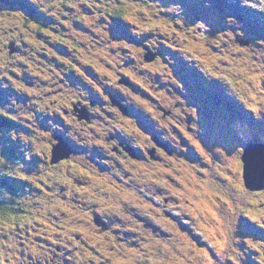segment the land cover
Masks as SVG:
<instances>
[{
  "label": "rangeland",
  "instance_id": "374dc122",
  "mask_svg": "<svg viewBox=\"0 0 264 264\" xmlns=\"http://www.w3.org/2000/svg\"><path fill=\"white\" fill-rule=\"evenodd\" d=\"M12 1L18 2V0ZM31 1L41 6L38 12L42 14L49 9L48 22L39 33L37 28L43 19L41 15L37 18L27 15V21L24 18V11L20 9L18 13L13 11L17 5L11 3V0H0V72L8 84L4 87L5 85L1 83L0 89L1 92L10 95L5 104H0V111L18 118L23 123L19 125L23 127L19 131L16 127L1 131L8 132V138L12 137V139H8L7 143L0 140V149L4 144L11 145L19 154L15 161L22 162L24 165L23 168H14L8 173L17 178H20L22 174L27 176L23 179L25 187L18 191L27 192L24 200L27 198L31 200L23 204L26 212L33 211L36 215L33 217V222H38L33 225L39 229L38 235H43L42 228H45L48 222L58 226L70 223L74 225L71 228L77 232L83 231L85 234L83 238L90 236V243L96 247L99 238H104L106 243L100 247V251L104 259L110 260L105 264H138V257L148 259V262L143 260L144 264H264V209L257 214L261 218H253L252 225L250 224L248 229L240 226L246 218L243 203L239 202L248 195V191L241 187L242 170L240 172L238 163L235 162L239 159L240 142L233 139L236 134L234 130L230 129L229 134L223 131V135H217L214 138L219 151L217 155L213 152L208 154V160H205L206 166L198 167L199 172L191 171L187 167L189 162L186 159L175 160V158L165 159L167 161L165 164L168 166H159L151 171L143 168L138 180L148 181L150 175L154 176V179H150L152 183L146 186L138 185L136 181L128 180L126 176L111 178L102 173L101 170L108 166L105 161L106 156L111 155V152L107 149L106 156H101V151L90 145L91 142L100 144V141L91 138L80 139L81 142H77L79 147L77 154L69 163L55 168L48 167L46 171L44 163L50 158L52 149L48 141L56 130L49 127V122L41 117L40 112L45 111L47 105L55 106L54 100L58 99L64 101L66 106L68 105L66 107L68 112L72 109V104H68L63 85L60 84L63 80L62 73L65 71L63 68L72 62L77 68L84 65L95 67L92 62L95 61L99 66L98 71H106L113 76L123 75L122 66L118 70L113 71V69L125 63L126 54L124 58L112 59L110 66L102 62L106 60L107 55L116 53L117 50L112 44L99 46L101 57L92 55L95 49L88 41V31L93 28L92 21L96 25L92 33L93 41L99 44L104 40L105 35V32L101 31L102 14L96 13L102 0H69L73 4L72 8L64 4L65 0H56L48 7L45 6L48 0ZM107 1L110 4L116 2L115 0ZM144 1L148 3L147 0L128 1L134 16H140V9H143L144 14L146 12L153 20L156 18L153 13L161 10L160 17L179 18L188 15L191 29L181 32L183 28H186L182 20H179L181 23L178 24L181 29L174 21L159 20L154 24L143 22V25L150 30V40H146L149 33L144 34L139 40H130L126 34H120L119 36L124 38V42L120 44L123 51L126 53L134 51V58L137 61L139 59L143 61L145 46L165 52L173 46L182 47L187 51V56L200 57L206 66L211 67L223 78L227 86L229 81L234 82L235 92L242 95L247 107L251 109L258 107L264 110V0H259V3L256 0H158L165 3L164 8H157L156 1H150L143 7ZM168 5H171V8H167ZM211 11L218 18L216 23L207 17L198 18ZM36 15L34 12V16ZM116 33V29H112L110 36L113 37ZM14 38H17L16 42ZM209 40L213 41L209 43ZM229 42L234 52L229 50ZM12 43L16 44L17 49L16 53L9 57L8 45ZM215 49L219 51L218 54L213 52ZM141 52L142 57L139 56ZM160 61H156L154 65L145 66L148 68L145 72L149 70V74L154 76L162 74L163 64ZM68 75L72 76V74ZM92 75L96 76L97 73L91 72L89 78L93 77ZM80 76L84 79L82 74ZM127 78L133 82L131 77ZM152 78V76H146L148 81ZM82 79L75 81L78 82L77 88L83 85ZM143 81L144 79L141 80ZM157 82L155 77V85ZM178 93V85L164 77L159 81L152 99H169L174 104L179 99ZM133 96L140 97L139 94H133ZM76 98H79L78 92ZM52 103L54 104L51 105ZM32 111H38L39 115L37 119L29 123L26 117ZM206 120L210 126L216 124L211 117ZM261 120L264 122V112ZM124 123L131 133L135 132V127L132 128L128 120ZM169 129L172 128L169 127ZM177 132L167 129L165 131L169 139L172 137L178 139ZM188 139L196 143L202 154L208 153L206 144L202 143L203 138L200 141L195 140L190 133L180 136L177 144L181 146V143ZM0 162L2 169L11 166L1 158ZM182 162L186 166L178 165ZM40 171L53 176L52 191L50 189L47 191L45 177L37 174ZM30 174L36 175L28 176ZM232 174L234 180L238 177L240 186H235V182L228 177H232ZM104 178H109V182L103 181ZM171 178L176 179V182H173ZM74 179L86 183L85 188L73 182ZM4 180L9 182L6 178L0 181ZM111 183H115L116 186ZM60 188L66 192L57 198L55 194L60 191ZM162 189L167 192L170 190L168 193L172 196L178 195L177 198H185V202L176 209L162 198L164 193L162 197L158 195L159 198L146 200L145 196L149 191L158 194V191ZM45 194L48 203L42 209ZM119 195H123L126 199L137 198L136 204L146 208L143 219L135 218L132 214L127 218L133 225L130 228L136 229L139 233L137 236L140 240H133L140 244L141 255L133 253L128 247L129 240L125 225L123 232H119L118 235L122 236L120 237L122 239L125 238L127 244L121 242L119 236L116 238V233L111 229L113 226L111 205ZM75 200L84 204V212L82 210V213H75L74 208L77 206ZM97 202L99 204H96ZM121 202L119 201V205L122 204ZM256 203L255 210L259 212L261 201L258 200ZM14 208L17 209L18 206ZM191 213H193L191 219L183 218ZM168 214L171 216L168 217ZM22 217L23 215L18 216V218ZM76 217L78 220L82 217L86 218L87 223L76 227L78 225V221L74 220ZM196 217H201V221H198ZM98 220L104 226L97 225ZM11 227V221L0 223V236H6ZM99 227L105 230L100 231ZM54 229L51 227L48 231L53 233ZM30 231L33 232L32 229ZM10 233L11 231L8 235ZM107 237H110V240H107ZM14 240L5 242L0 240L2 263L10 261L9 264H19L30 256L29 251H31L33 254H44L42 260L40 259V263L44 264V260L47 258L49 260L57 251L55 247L54 250H49V247L39 249L33 246L28 251V248L25 249L19 244L22 243L19 237ZM14 252L18 261L13 259ZM35 263L39 264L37 261Z\"/></svg>",
  "mask_w": 264,
  "mask_h": 264
},
{
  "label": "flooded vegetation",
  "instance_id": "af4514ba",
  "mask_svg": "<svg viewBox=\"0 0 264 264\" xmlns=\"http://www.w3.org/2000/svg\"><path fill=\"white\" fill-rule=\"evenodd\" d=\"M134 67L135 65H130V68ZM93 73H97V75H92L93 77L91 78H89V75H84V79H82L80 74L75 69H72L73 76L78 80H83V86L76 89L68 84L64 87V93L66 94L68 104H72V109H70L69 112L66 110L68 105L66 106L65 102L62 100L55 101L56 105L53 107H50V105L47 106L48 114L55 116L58 124L59 122L65 121V119L68 120L67 126L61 123L60 127L62 133L67 138L66 141L68 145H70L73 150V154L68 160H63L53 165L50 162V158L47 159L44 163L46 171H48V167L55 168L64 163H69L76 155V142L80 139L86 140L87 138H91L100 141V144L98 142H91L90 145L94 147L98 146L97 148L100 151L106 148V150L108 149L111 152V155H108V159L106 160L108 166L106 169L101 170L102 173L109 175L111 178L126 176L128 180H132L133 182L137 181L143 168L146 171H151L153 165H158L162 162L164 153L168 147L169 139L159 133V128L157 127L160 126L163 121L174 120L170 115L161 113V110L158 108L159 105H157L155 101L149 103L147 98H134L132 95H126V98L131 101L126 102L116 96L114 97V92L119 85L116 77L106 71L96 70ZM136 75V73H133L134 77H136ZM120 77L124 78L126 76L120 75ZM77 92L79 98H76ZM113 100L127 110L125 115L118 107L113 106ZM53 104L54 103L51 105ZM80 109L88 113L90 123L78 121V113H76V111ZM144 114L148 115L150 120L149 124L145 127V123L142 121V116ZM96 118L99 120L104 119L97 122ZM132 119L137 121L138 127L142 132L140 135L136 134V129L134 133H128L123 127L124 121ZM7 122L6 124H8ZM188 124L190 126V122H188ZM132 125H134V123H132ZM153 127L157 129H153ZM62 136L63 135L52 133L48 143L52 144L55 138L64 140ZM124 146H129L136 155H131L129 152L125 151L123 148ZM149 151H153L154 160H151L149 157ZM103 181L109 182V178H104ZM73 182H76L81 188H84L86 184L76 179H74ZM111 184L116 186L115 183ZM140 184L143 185V182H140ZM62 190L63 189L60 188V194H62ZM97 198H99V196ZM136 199L137 198L134 197H128L126 199L123 195H119L116 200L114 199L115 201L111 205V210L114 213H118L133 205L138 206V204H136ZM258 200L261 201L259 205L263 208L264 192H250L242 202L246 207V211L251 215L255 214L256 202H258ZM119 201H122V204L119 205ZM128 213L129 211H127V214Z\"/></svg>",
  "mask_w": 264,
  "mask_h": 264
},
{
  "label": "water",
  "instance_id": "95a60500",
  "mask_svg": "<svg viewBox=\"0 0 264 264\" xmlns=\"http://www.w3.org/2000/svg\"><path fill=\"white\" fill-rule=\"evenodd\" d=\"M10 54L14 53V46L10 45ZM64 149L62 147H56L54 149V163L63 160L68 157V155L63 154ZM63 154V155H62ZM244 163V179L246 182V187L253 191H264V179L260 178L264 176V145L252 146L250 147L245 156L243 157ZM255 172L257 179H250L252 172Z\"/></svg>",
  "mask_w": 264,
  "mask_h": 264
},
{
  "label": "trees",
  "instance_id": "16d2710c",
  "mask_svg": "<svg viewBox=\"0 0 264 264\" xmlns=\"http://www.w3.org/2000/svg\"><path fill=\"white\" fill-rule=\"evenodd\" d=\"M142 5H146V2L144 1V3L142 4ZM140 12H141V14H140V16L142 17V18H144V19H146L147 20V18H145L144 17V11H143V9H140ZM116 14L114 13L113 14V16H115ZM108 16L110 17V16H112L111 14H108ZM151 20H153V19H150V20H148V21H151ZM0 84H1V82H0ZM2 96V93H1V91H0V97ZM2 113L0 112V122L2 121ZM1 192V191H0ZM7 203V200H6V198H5V196L3 197V198H1L0 197V215L1 214H4L5 213V211L7 210V208H5L2 204H4V203ZM261 211V210H260ZM32 226V225H31ZM80 241H83V242H85V245H83V250H84V248H85V250H84V252H85V254H83V256L85 257L86 255H88L89 254V251H88V249H89V240L86 238V239H80V240H78L77 242L79 243ZM45 242H46V244L48 243V244H50L51 243V240L50 239H45ZM45 245V244H44ZM100 245H102V242L100 241V243H99V245L98 246H100ZM75 246L76 245H72L71 246V244H69L68 242L67 243H65V246H64V250H63V252H61L60 254H64L65 255V258H67L68 257V254L70 253V252H72L73 251V249L75 248ZM91 246V245H90ZM92 247V246H91ZM93 248V247H92ZM95 249V248H94ZM95 251V250H94ZM57 253H59L58 251H56V254ZM29 254H30V256L29 257H27V259L25 260V261H20V263L21 264H24L25 262L27 263V264H35V261H37L39 264H42V263H40V259L42 260V258H43V256H44V254H33V253H30L29 252ZM74 254H75V251H74ZM75 255H77V254H75ZM54 257V255L51 257V258H53ZM185 257H186V255H185ZM61 259L63 260V256L61 257ZM14 260H18L17 259V257L14 259ZM48 258L47 259H45L44 260V264L46 263V262H48V261H50L51 263H54V264H58L57 263V261H52V259H50V260H48ZM80 261L81 262H85V264H87V262H86V259H83V258H80ZM6 263H8V262H6L5 261V263H2V261H1V258H0V264H6ZM19 263V264H20Z\"/></svg>",
  "mask_w": 264,
  "mask_h": 264
},
{
  "label": "bare ground",
  "instance_id": "6f19581e",
  "mask_svg": "<svg viewBox=\"0 0 264 264\" xmlns=\"http://www.w3.org/2000/svg\"><path fill=\"white\" fill-rule=\"evenodd\" d=\"M210 96H212V95H210ZM215 96V95H214ZM222 103H228V101H222ZM235 103L233 102L232 103V105H234ZM96 121L98 122L99 121V119L98 118H96ZM54 129V128H53ZM54 134V133H53ZM57 134V133H56ZM58 135V134H57ZM77 139H78V137H77ZM76 139V140H77ZM52 140H53V138H52ZM67 140V139H66ZM69 141V140H68ZM80 141V140H79ZM76 142V141H75ZM81 142V141H80ZM83 142V141H82ZM71 143V142H70ZM77 143V142H76ZM84 143V142H83ZM4 146V145H3ZM80 150V149H79ZM76 163H79V162H77L76 161ZM195 164H200V162H199V159L198 158H196L195 159V162H194ZM45 175V174H44ZM128 216H130V212L128 213ZM171 221V220H170ZM170 223V222H169ZM193 247V246H192ZM189 249H191V248H189ZM192 250H194V249H192ZM198 251V250H197ZM195 252H196V250H195ZM194 253V252H193ZM197 253V252H196ZM203 255H205V254H203ZM216 256V255H215ZM205 257V256H204ZM244 257V256H243ZM237 258V257H236ZM247 264V263H246Z\"/></svg>",
  "mask_w": 264,
  "mask_h": 264
},
{
  "label": "snow or ice",
  "instance_id": "6c2138e0",
  "mask_svg": "<svg viewBox=\"0 0 264 264\" xmlns=\"http://www.w3.org/2000/svg\"><path fill=\"white\" fill-rule=\"evenodd\" d=\"M257 3H259V0H256ZM260 178L264 179V176H261ZM250 179H257V176L255 174V172L253 171L252 174L250 175Z\"/></svg>",
  "mask_w": 264,
  "mask_h": 264
}]
</instances>
